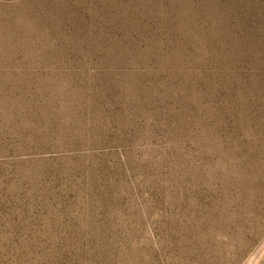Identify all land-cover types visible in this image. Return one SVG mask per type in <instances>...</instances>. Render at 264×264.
<instances>
[{
    "label": "rangeland",
    "instance_id": "obj_1",
    "mask_svg": "<svg viewBox=\"0 0 264 264\" xmlns=\"http://www.w3.org/2000/svg\"><path fill=\"white\" fill-rule=\"evenodd\" d=\"M0 264H264V0H0Z\"/></svg>",
    "mask_w": 264,
    "mask_h": 264
}]
</instances>
